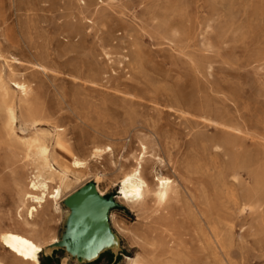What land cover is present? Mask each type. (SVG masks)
I'll return each mask as SVG.
<instances>
[{"label": "rangeland", "instance_id": "obj_1", "mask_svg": "<svg viewBox=\"0 0 264 264\" xmlns=\"http://www.w3.org/2000/svg\"><path fill=\"white\" fill-rule=\"evenodd\" d=\"M70 17L87 18L80 37ZM0 41V71L29 83L48 115L37 128L63 130L70 152L55 148L57 157L87 164L68 196L94 183L118 204L115 244L91 264H264V0H0ZM142 143L145 178L155 168L174 181L164 208L117 199ZM33 167L0 152V232H26L18 191ZM69 215L64 201L39 210L36 239L60 241ZM84 262L66 249L40 255ZM0 263L26 264L1 243Z\"/></svg>", "mask_w": 264, "mask_h": 264}, {"label": "bare ground", "instance_id": "obj_2", "mask_svg": "<svg viewBox=\"0 0 264 264\" xmlns=\"http://www.w3.org/2000/svg\"><path fill=\"white\" fill-rule=\"evenodd\" d=\"M69 19H71L69 20L70 36L80 37L81 30L77 27V23H82L87 18L70 17ZM2 20L5 24L6 20L4 18ZM6 35L3 30L2 36L11 42ZM1 44L0 41V49ZM0 58L6 60L1 51ZM39 67L43 65L40 64ZM10 83H14V86ZM31 92L29 83L8 81L5 74L0 71V152L9 154L12 165H18L23 159L30 160L34 164L28 184L21 186L18 191L22 202L17 210V219L18 224L26 232H0V243L4 250L16 260L26 264H40V255L46 248L58 244L59 239L53 238L47 245L41 244L36 237L42 238L43 230L36 227L34 219L39 210L48 207L55 212L61 210V204L72 191L73 183L81 181L87 164L75 159L68 165L57 157L55 148L70 152L67 140L62 133L63 130H59L58 127H54V132L37 128L44 122H48L49 118L45 111L38 109L32 102ZM18 120L20 123L18 129L25 131L24 128L31 127L35 131L26 138L18 136L16 128ZM226 146L230 147V143L226 142ZM102 152V149L97 148L93 155L99 156ZM147 155L148 147L142 143L141 156L136 158V166L125 172L120 180L117 199L133 211H138L145 206L149 199L164 208L174 191V181L155 168L152 169L154 181L145 178L143 162L149 158ZM154 164L163 165L164 161L158 157L154 159ZM53 184H56L54 188ZM16 185L19 187L17 182ZM97 190L99 191L98 186ZM173 193L177 194L175 191ZM100 195L104 196L101 193ZM28 233L34 234L35 237ZM103 241L107 242V239L103 237Z\"/></svg>", "mask_w": 264, "mask_h": 264}, {"label": "water", "instance_id": "obj_3", "mask_svg": "<svg viewBox=\"0 0 264 264\" xmlns=\"http://www.w3.org/2000/svg\"><path fill=\"white\" fill-rule=\"evenodd\" d=\"M64 204L70 210L66 231L59 243L49 249H66L86 264L95 261L115 244L109 223L110 211L118 207L115 198L101 196L97 186L88 183L67 197Z\"/></svg>", "mask_w": 264, "mask_h": 264}, {"label": "trees", "instance_id": "obj_4", "mask_svg": "<svg viewBox=\"0 0 264 264\" xmlns=\"http://www.w3.org/2000/svg\"><path fill=\"white\" fill-rule=\"evenodd\" d=\"M100 258H101V256L98 259H96L95 261H93V262H97L98 260H100ZM93 262H90V263H87V264H91Z\"/></svg>", "mask_w": 264, "mask_h": 264}]
</instances>
